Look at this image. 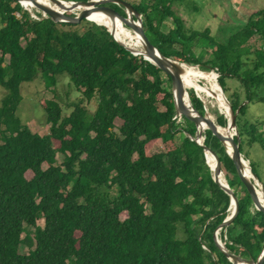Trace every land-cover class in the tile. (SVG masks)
Returning a JSON list of instances; mask_svg holds the SVG:
<instances>
[{
    "label": "trees",
    "instance_id": "trees-1",
    "mask_svg": "<svg viewBox=\"0 0 264 264\" xmlns=\"http://www.w3.org/2000/svg\"><path fill=\"white\" fill-rule=\"evenodd\" d=\"M123 1L142 15V30L165 57L219 74L232 110H239L234 142L258 177L248 155L256 145L264 153V120L250 122L246 111L264 103V9L222 44L207 29H186L173 8L178 0ZM107 7L126 16L123 7ZM39 18L15 0H0V264H232L214 239L231 200L214 181L204 149L191 139L196 125L176 119L170 76L89 20L78 30L79 24ZM195 42L212 47L208 61L195 54ZM38 74L53 86L68 76L82 94L67 118L57 102L46 103L44 136L17 116L22 85ZM228 80L241 90L229 94ZM182 85L194 89L186 80ZM190 97L205 116L201 99L194 92ZM94 100L92 115L84 102ZM214 114L226 127L224 97ZM157 142L165 149L150 155L148 146ZM205 145L219 156L239 199L238 217L220 238L232 254L257 261L264 214L209 130ZM58 153L64 156L60 165Z\"/></svg>",
    "mask_w": 264,
    "mask_h": 264
},
{
    "label": "water",
    "instance_id": "water-1",
    "mask_svg": "<svg viewBox=\"0 0 264 264\" xmlns=\"http://www.w3.org/2000/svg\"><path fill=\"white\" fill-rule=\"evenodd\" d=\"M22 6L23 3H29V5H33L37 11L41 12L43 17H49L55 23H65L71 25H78L82 22V20H89V16L92 12H102L107 17L113 18L114 20V28H116L117 20H120L121 24L125 29L134 30L137 35L140 37L142 45H144V51H135L124 45L121 41L117 39L115 33L112 29H109L110 26L102 25L100 23L95 22L93 20L92 23L97 24L105 28L109 34L113 36L115 41L119 43L121 46L130 51L134 56L144 57L145 60L150 61L151 63L158 66L160 69L164 70L167 75L170 76L172 82V92L174 96L175 106H176V119L185 117L190 122L194 123L197 128L196 135L191 137V139L201 146L204 149L207 164L209 165L214 181L220 186V188L230 197V208H229V217L225 220V222L217 228L214 233V239L218 246V248L223 252L225 257L232 264H264V250L260 254L257 261L254 260H246L242 257L232 254L226 247L225 243L221 240L220 234L224 229H228L231 227L232 223L239 214V199L236 195H234L233 190L230 188L228 181L225 177V173L222 169V164L219 156L211 150L209 147L205 145V133L207 130L211 131L214 136H216L221 143L226 148L227 153L232 159L234 165H236L239 176L244 183L247 191L249 192L253 204L258 212L264 214V209H261L259 206V196L257 191L260 190L264 194V184L261 183L258 177L252 172V168L250 165L246 164V160L243 158L239 150V143L234 142V137H238L237 130V114L238 111L232 110L227 97L224 94V91L221 88L222 95L228 105V116L224 115L227 118V133L221 134L217 130V123L212 119V117L208 114V110L206 108L205 116H202L198 113V111L194 108L189 92L186 91L182 85V72L181 67L184 63H180L173 59L165 57L163 53H161L149 40L148 36L145 34L144 30H142V15H140L134 7L123 0H89V1H64V0H46L53 5H58L59 8L51 7L50 5H44L40 3L38 0H15ZM109 4H115L120 7H123L126 13V16L121 15L117 11L107 7ZM25 7V6H24ZM26 8V7H25ZM83 8V9H80ZM76 9H79L76 11ZM30 10V9H28ZM116 22V23H115ZM112 25V23H111ZM215 73V72H214ZM216 74V73H215ZM217 78H219V74H216ZM196 90V89H193ZM199 98V96H197ZM203 102V100H201ZM205 105V103L203 102ZM206 107V106H205ZM234 131V134H233ZM211 155L215 161V166H211L209 163V157ZM248 166L250 173H252V177L248 176L245 172V167ZM258 182V183H257Z\"/></svg>",
    "mask_w": 264,
    "mask_h": 264
},
{
    "label": "rangeland",
    "instance_id": "rangeland-1",
    "mask_svg": "<svg viewBox=\"0 0 264 264\" xmlns=\"http://www.w3.org/2000/svg\"><path fill=\"white\" fill-rule=\"evenodd\" d=\"M173 8L176 14L183 19L184 26L187 30L204 31L207 29L217 43L226 44L232 34L241 31L245 25H247L251 15L264 9V0H178L174 3ZM28 11L31 15L35 14L37 17L42 16L41 12L37 10ZM17 15L20 16L19 14ZM90 22H92V20H90ZM168 25L171 26L170 24ZM85 26V23H81L79 27L75 29L82 30ZM195 45V54L199 56L201 62H206L212 57L211 46L203 47V45L198 42H195ZM8 61L9 58L7 57V62ZM193 67L202 71L200 65ZM227 87L229 89V94L233 91L241 90L240 83L236 80H228ZM21 92L23 100L18 109L17 116L23 126H27L32 132L40 136L49 133V125L46 124L44 111L48 101L57 102L62 107L63 118H67L72 114V105L74 103L82 101V94L77 91L68 76L57 78V83L53 86L46 85L42 76L38 74L35 81L22 85ZM188 92L189 95L191 92H194L196 97L199 96L196 90L189 89ZM4 96L5 90L0 87V104ZM199 98L202 100L201 96H199ZM84 106L88 109L89 113L93 115L97 108V101L94 100L91 103L84 102ZM205 106L207 110H209V114L210 109H208L206 103ZM211 115L212 119L216 122V115L214 113H211ZM246 119L250 122L264 120V103L250 105L246 111ZM260 130L264 132V126H262ZM177 142H181L180 136L177 138ZM164 149L165 145L162 142H157L148 146L150 155L162 152ZM248 156L252 159L253 163L256 164L257 175L261 180L260 182H264V153L261 150H257L256 145L252 147L251 150L249 149ZM243 158L249 163L248 165H250V161L245 157ZM63 161L64 156L58 153L57 163L60 165ZM28 175L31 177V174ZM120 219H126V215H121ZM38 224L42 225V221H39Z\"/></svg>",
    "mask_w": 264,
    "mask_h": 264
},
{
    "label": "bare ground",
    "instance_id": "bare-ground-1",
    "mask_svg": "<svg viewBox=\"0 0 264 264\" xmlns=\"http://www.w3.org/2000/svg\"><path fill=\"white\" fill-rule=\"evenodd\" d=\"M38 1L44 5H50L51 7L59 8L58 5H53L46 0H38ZM23 5L27 9L34 10V11L36 10V8L33 5H29V3H23ZM80 9H83V8H80ZM78 10L79 9H76V11ZM89 19L92 20V22L93 20H95V22L97 23L110 26L109 29H112V30L115 26L114 20L111 18L103 17L100 14V11L92 12V14L89 16ZM113 31L117 39L121 41L124 45H126L127 47L134 49L135 51H144V45H142L140 37L137 35V33L134 30L125 29L124 26L121 24V22H118L117 20L116 28ZM129 44L131 46H129ZM187 64H183L182 66H179L181 67L182 79L186 80L189 84L192 85L194 89H196V92L198 93V95L201 96L203 102H205L206 105L208 106V109H210L209 115L212 117L211 113L212 114L217 113L218 105L223 99L221 88L219 87V84L217 82L218 81L217 75L213 71L211 72L200 71L194 68L193 66H190V64L189 65ZM201 89L205 91L204 96H202L198 92ZM217 130L223 135L227 133V128L221 127L219 125L217 126ZM208 157H209L211 166L214 167L215 161L213 157L211 155H208ZM245 172L249 177L250 176L252 177V173H250L248 166L245 167ZM257 194L260 199L259 206L261 207V209H264V194L260 190L257 191Z\"/></svg>",
    "mask_w": 264,
    "mask_h": 264
},
{
    "label": "built area",
    "instance_id": "built-area-1",
    "mask_svg": "<svg viewBox=\"0 0 264 264\" xmlns=\"http://www.w3.org/2000/svg\"><path fill=\"white\" fill-rule=\"evenodd\" d=\"M33 18H35V19H40L39 17H37L35 14H32L31 15Z\"/></svg>",
    "mask_w": 264,
    "mask_h": 264
}]
</instances>
